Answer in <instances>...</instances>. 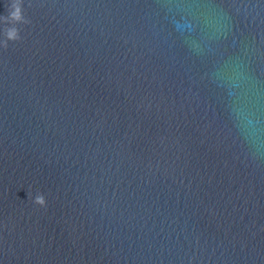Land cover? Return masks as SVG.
<instances>
[{
	"label": "clouds",
	"instance_id": "clouds-1",
	"mask_svg": "<svg viewBox=\"0 0 264 264\" xmlns=\"http://www.w3.org/2000/svg\"><path fill=\"white\" fill-rule=\"evenodd\" d=\"M7 15L0 16V23L6 25L3 29L4 39L0 41V47L5 50L8 48L9 42L16 43L21 40L20 25H28L30 20L24 14V0H7L6 2ZM28 199H32L31 192H28ZM34 204L44 208L46 200L43 194H37L34 198Z\"/></svg>",
	"mask_w": 264,
	"mask_h": 264
}]
</instances>
